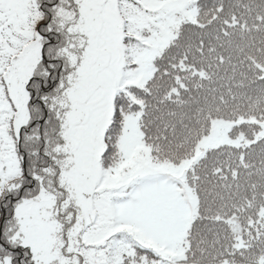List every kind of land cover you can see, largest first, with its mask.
<instances>
[{"label": "snow or ice", "instance_id": "1", "mask_svg": "<svg viewBox=\"0 0 264 264\" xmlns=\"http://www.w3.org/2000/svg\"><path fill=\"white\" fill-rule=\"evenodd\" d=\"M0 264H264V0H0Z\"/></svg>", "mask_w": 264, "mask_h": 264}]
</instances>
